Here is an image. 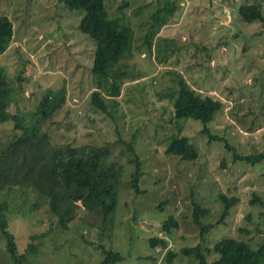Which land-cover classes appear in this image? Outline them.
I'll return each instance as SVG.
<instances>
[{
    "label": "rangeland",
    "instance_id": "obj_1",
    "mask_svg": "<svg viewBox=\"0 0 264 264\" xmlns=\"http://www.w3.org/2000/svg\"><path fill=\"white\" fill-rule=\"evenodd\" d=\"M104 3L109 18L133 28L131 53L123 60L125 83L108 113L91 102L95 43L79 30L84 12L70 9L65 0H0V15L13 24L12 39L0 53L15 96L8 111L29 123L44 94L64 89V105L41 127L46 141L56 147L104 145L108 159L124 168L116 207L104 225L80 207L64 229L33 187L12 182L0 187V214L19 252L25 251L23 264H101L105 252L123 256L115 264H197L182 253L200 242L192 203L208 208L202 220L215 223L224 211L221 194L238 201L203 246L231 236L259 247L264 162L233 161L225 141L241 154L264 153V22L244 24L237 14L239 5L259 4L264 17V0ZM179 78L201 96L223 102L208 125L225 141L209 140L199 121L175 120L172 98ZM14 126V121L0 125V151L21 136ZM176 134L197 146V159L183 161L165 152ZM131 142L143 162L141 192L128 184L135 172ZM170 215L178 227L167 231L162 224ZM151 237H163L167 246L153 248ZM6 244L0 230V264H13ZM28 245L35 247L25 250ZM216 258L211 252L208 264Z\"/></svg>",
    "mask_w": 264,
    "mask_h": 264
},
{
    "label": "trees",
    "instance_id": "obj_2",
    "mask_svg": "<svg viewBox=\"0 0 264 264\" xmlns=\"http://www.w3.org/2000/svg\"><path fill=\"white\" fill-rule=\"evenodd\" d=\"M70 9L84 12L79 22V30L90 36L94 43L91 66L93 91L92 106L103 113L116 103L127 75V64L123 62L127 53H131L133 28L124 21L108 17L104 0H65ZM237 14L244 23L256 20L264 22L262 7L259 4H242ZM13 36V24L7 15H0V53L4 52ZM108 101V102H106ZM111 101V102H109ZM15 102L8 76L0 67V125L15 122V129L22 131L11 145L0 151V187L7 182L25 184L43 195L51 212L58 218L62 228L66 229L81 207L85 212L98 217L106 224L113 213L118 197V189L123 177V166L116 165L109 158V150L104 146H51L46 141L47 134L42 132L43 123L65 103V90L49 91L43 95L29 123L18 115H12L8 108ZM174 118L177 122L195 120L202 123L201 133L209 140L225 139L212 135L209 129L215 115L222 111L223 102L210 96H201L190 88L184 78H179L176 95L172 98ZM134 154L135 172L128 182L131 188L141 192L140 179L143 175V162L134 143L128 144ZM225 146L231 151L233 161L246 163L264 162V153L241 154L235 147ZM167 154L179 156L183 161L195 160L199 156L197 146L186 136L172 135L165 149ZM224 202V211L215 223H205L202 219L208 214V208L192 203V221L198 229L200 242L193 247L182 248V253L192 255L197 264H208L207 255L219 254L211 264H264V243L252 247L249 242L231 236H225L211 247H204L207 233L216 225L224 223L231 207L238 201L236 197L220 195ZM80 209V210H81ZM177 228V220L170 215L163 221L162 229L169 231ZM6 219L0 214V230L6 238V250L13 264H23L24 253L19 252L13 233L8 229ZM165 234L166 231H164ZM153 248L166 247L163 237H151ZM28 245L27 249H33ZM170 253V252H169ZM172 254V253H171ZM171 256V255H170ZM123 259L119 253L105 252L101 264H115Z\"/></svg>",
    "mask_w": 264,
    "mask_h": 264
},
{
    "label": "built area",
    "instance_id": "obj_3",
    "mask_svg": "<svg viewBox=\"0 0 264 264\" xmlns=\"http://www.w3.org/2000/svg\"><path fill=\"white\" fill-rule=\"evenodd\" d=\"M164 238H166L164 235H163Z\"/></svg>",
    "mask_w": 264,
    "mask_h": 264
}]
</instances>
